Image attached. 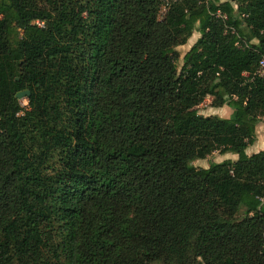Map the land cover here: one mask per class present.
Wrapping results in <instances>:
<instances>
[{"label":"trees","instance_id":"trees-1","mask_svg":"<svg viewBox=\"0 0 264 264\" xmlns=\"http://www.w3.org/2000/svg\"><path fill=\"white\" fill-rule=\"evenodd\" d=\"M160 6L0 0V264H264V0Z\"/></svg>","mask_w":264,"mask_h":264},{"label":"rangeland","instance_id":"rangeland-1","mask_svg":"<svg viewBox=\"0 0 264 264\" xmlns=\"http://www.w3.org/2000/svg\"><path fill=\"white\" fill-rule=\"evenodd\" d=\"M196 35L199 37L200 33L196 31L195 35H193L192 38H190L189 42L186 45L179 47V51L181 53L180 66H182V64H183V58H184L185 54L191 49L190 48V42L196 37ZM213 99L214 98L211 96L207 97V99L198 107L199 112L203 115H206V116H208V115H219L221 117L228 118L227 117L228 115H226V112L224 110H222V108L218 109V108H214L211 106ZM21 101H22V104L24 106H26V107L28 106V100L26 97L21 98ZM224 107H223V109H225V110H226V108H228L229 111L232 110V108L229 106H226L225 108ZM229 116L231 117V115H229ZM260 146H261V150H264V147H262V146H264V118L260 121V123L257 126V141H256V143L254 145H252L251 147H249L247 151H248V153L253 154L255 152L254 148L260 147ZM237 158H238V156L235 154H232V153H230L228 155H220V154L216 153L213 156H210L205 160L196 161L194 163V165L197 167H208L210 165V162H212V161L223 162L224 160H227V159L235 160Z\"/></svg>","mask_w":264,"mask_h":264},{"label":"built area","instance_id":"built-area-1","mask_svg":"<svg viewBox=\"0 0 264 264\" xmlns=\"http://www.w3.org/2000/svg\"><path fill=\"white\" fill-rule=\"evenodd\" d=\"M180 1H183V0H161V6H160V11H159V19H164V17L166 16L167 12L171 9L172 5L177 3V2H180ZM225 18H227V17L225 16ZM37 23L41 25L40 21H37ZM232 32L234 33L235 30L233 29ZM238 46L241 47V48L244 47L243 44H238ZM244 74L245 75H249L246 72ZM255 75L264 79V56L260 60L259 67H258V70L255 73Z\"/></svg>","mask_w":264,"mask_h":264},{"label":"crops","instance_id":"crops-1","mask_svg":"<svg viewBox=\"0 0 264 264\" xmlns=\"http://www.w3.org/2000/svg\"><path fill=\"white\" fill-rule=\"evenodd\" d=\"M224 1H227V0H224ZM231 1H234V0H231ZM193 35H195V33L193 34ZM200 37V36H199ZM199 37L196 35V37L190 42V48H191V46L192 45H194L196 42H197V40L199 39ZM192 38V37H191ZM226 107V106H225ZM224 107V108H225ZM218 109H220V108H218ZM222 110H224L225 112H226V115H228L227 117L229 118L230 116L229 115H232V113H233V109L232 110H228V108H226V110L225 109H223L222 108ZM228 110V111H227ZM262 147H264V146H262ZM254 153H257V152H259V151H261V146L260 147H255L254 148ZM247 153H248V151H247ZM253 153V154H254ZM249 155H251L250 153H248ZM228 155V154H227ZM236 160V159H235Z\"/></svg>","mask_w":264,"mask_h":264},{"label":"water","instance_id":"water-1","mask_svg":"<svg viewBox=\"0 0 264 264\" xmlns=\"http://www.w3.org/2000/svg\"><path fill=\"white\" fill-rule=\"evenodd\" d=\"M28 95H30V91L26 90V91H22L20 93H18V97L19 98H24V97H27Z\"/></svg>","mask_w":264,"mask_h":264}]
</instances>
